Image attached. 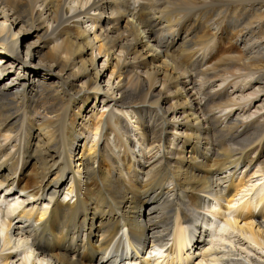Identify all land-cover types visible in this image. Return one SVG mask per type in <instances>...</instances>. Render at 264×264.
Returning <instances> with one entry per match:
<instances>
[{
    "label": "bare ground",
    "instance_id": "bare-ground-1",
    "mask_svg": "<svg viewBox=\"0 0 264 264\" xmlns=\"http://www.w3.org/2000/svg\"><path fill=\"white\" fill-rule=\"evenodd\" d=\"M1 63L0 264H264L202 224L264 248V0H0Z\"/></svg>",
    "mask_w": 264,
    "mask_h": 264
},
{
    "label": "rangeland",
    "instance_id": "rangeland-1",
    "mask_svg": "<svg viewBox=\"0 0 264 264\" xmlns=\"http://www.w3.org/2000/svg\"><path fill=\"white\" fill-rule=\"evenodd\" d=\"M87 28H89V27H87ZM225 33H226V31L223 33V35H220V36H222V37H219L218 39H217V42L215 43V44H217L219 47H221V52L222 51H224V53L225 52H229V50H226L224 47L226 46V43L225 42H227L225 39V37H224V35H225ZM238 37V36H237ZM237 37H235L234 39H235V41H233L234 42V46H233V49L232 50H234V51H237V50H241V43H240V41H239V39L237 38ZM33 38H35V37H33ZM32 38V39H33ZM31 39V40H32ZM240 44V45H239ZM236 45H238L237 47H236ZM212 47V46H211ZM223 49V50H222ZM217 54V53H216ZM218 55V54H217ZM100 60L97 62V65H98V67L99 68H101V66H102V61L104 60V57H100L99 58ZM10 66H12V65H10ZM262 67H264V66H262ZM104 70H106V73H107V76H106V78H109L110 77V73L112 72V68L111 67H108V65L106 66V68H104ZM16 73L17 72H15V73H11V75H16ZM45 76L48 78L47 79V81L48 82H53L55 79H54V76L53 75H50V74H48V73H45ZM115 76H113V77H111V83H113L114 85L119 81L118 79H116V78H114ZM105 78V79H106ZM24 79V78H23ZM28 80L30 79L31 80V78H27ZM114 79H115V81H114ZM4 82V81H3ZM101 83H102V85L103 86H107V83L106 82H103V81H101ZM12 85H14V84H12ZM263 94V93H262ZM91 101H90V104H93V102H94V99L92 100V99H90ZM96 104H97V106L99 105V102L97 101L96 102ZM89 107L91 108V106L89 105ZM101 108H102V106H101ZM101 108H99V110L98 111H93L92 112V110L91 111H89V113H90V116H88V120H87V124H86V126L87 125H90V123H92V122H94L97 118H99L100 117V115H101V112L103 111V109H101ZM104 112H107V110L105 109L104 110ZM77 122H78V124L80 125L81 124V122L83 121V118L81 117H78V116H76L75 118H74ZM85 119V118H84ZM81 129L85 132V129H87V127L86 128H83V127H81ZM92 135V134H91ZM92 140V139H91ZM82 141V142H81ZM81 146L83 145V143L85 142V137H83L82 139H81ZM84 141V142H83ZM83 152V146L82 147H79L78 149H77V151H76V156H75V159L76 160H78V158H79V155L81 154ZM254 171V169L252 170V171H250L251 173ZM250 172L248 171V175H247V177L250 175ZM239 174V173H238ZM240 175V174H239ZM252 180H254V181H251L250 183H249V185L250 186H252V187H249V185L246 187V189L245 190H247V191H243L239 196H238V198H237V200L235 201V204L237 205H239L240 203H242L243 201L242 200H245V199H241L242 198V196H243V194H247L248 196L246 197V198H249L251 195H253L254 194V192H255V190H258V189H260V188H262V187H264V179H262L261 181L260 180H257L256 181V179L254 178V179H252ZM256 182L258 183L257 184V186H256ZM260 183V184H259ZM261 184H263L262 185V187H261ZM248 187H249V189H255L254 191L253 190H251V192H249L248 191ZM256 187V188H255ZM258 188V189H257ZM247 192V193H246ZM252 192H253V194H252ZM235 205V206H236ZM39 207H41V208H43L44 206L41 204V205H38ZM260 206V205H259ZM8 207V206H7ZM218 207H220L221 208V205H217V208ZM233 207H234V205H233ZM259 208V207H258ZM41 210H43V209H41ZM12 212L13 213H15L12 209H9V208H6V205L4 206V208H3V212H1V217H0V225H2L3 223H6L7 222V220H8V217H10V215H12ZM227 212V215L229 214V215H231V217H233L234 216V213H233V210L231 209L230 211H226ZM215 216V218L216 219H218V220H222L223 222H222V224H223V227H222V230L221 229H219V232L220 233H218V232H216L215 231V227L219 224V221H214V223H213V230L212 231H214V237L212 238V234H210V236L209 237H207L206 238V241L207 240H211V239H214L213 241H214V243L216 244H221V243H223V242H225V243H232V245H230L231 246V248H232V250H236L235 249V245L237 246V248H241L242 250H246V251H244L245 252V254H244V256L246 255H250L253 259H257V260H260V261H262L263 263H264V248L263 247H260L259 245H257L256 243H254L253 241H247L246 239L247 238H245V240L244 239H242V237L243 236H241L240 237V235L241 234H239V232H233V227H231L230 228V226H229V223H228V220L226 221L225 219L223 220V219H221L222 218V216L220 217V215H214ZM3 217V218H2ZM264 219V218H263ZM217 222V223H216ZM225 224V225H224ZM5 226H6V224H5ZM3 226H0V229L2 228ZM221 230V231H220ZM217 235V236H216ZM225 235V236H224ZM219 236V237H218ZM241 238V239H240ZM242 240V241H241ZM219 242V243H218ZM247 242V243H246ZM253 243V244H252ZM252 244V245H251ZM208 245V244H207ZM207 247H209V246H207ZM207 247H205V248H207ZM243 247V248H242ZM199 248H202V247H200V246H198L197 248L195 247V251H193L194 250V248L191 250V251H189L188 253H190V252H192V255H193V259L190 261V263H188V264H198V262L200 261V259H198L197 261L195 260V261H193L196 257H198V256H201V249H199ZM160 254V256H162L163 255V253H159ZM197 254V255H196ZM191 255V254H190ZM159 256V255H158ZM165 257V255L163 256V257H160V259L158 258V259H154V263L155 264H160L161 263V260H163V258ZM199 258V257H198ZM31 259H34V256H31ZM156 260V261H155ZM0 262H2V259H0ZM212 262H214L213 260H212Z\"/></svg>",
    "mask_w": 264,
    "mask_h": 264
}]
</instances>
